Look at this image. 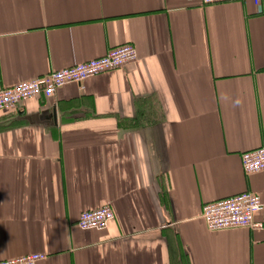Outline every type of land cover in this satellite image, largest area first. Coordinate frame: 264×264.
<instances>
[{
    "label": "crops",
    "instance_id": "1",
    "mask_svg": "<svg viewBox=\"0 0 264 264\" xmlns=\"http://www.w3.org/2000/svg\"><path fill=\"white\" fill-rule=\"evenodd\" d=\"M0 0V88L130 43L125 67L0 110V259L264 264V228L209 230L205 202L264 171V0ZM108 205L101 230L82 211ZM264 221V209L259 217Z\"/></svg>",
    "mask_w": 264,
    "mask_h": 264
},
{
    "label": "built area",
    "instance_id": "2",
    "mask_svg": "<svg viewBox=\"0 0 264 264\" xmlns=\"http://www.w3.org/2000/svg\"><path fill=\"white\" fill-rule=\"evenodd\" d=\"M235 0H198L201 5L231 2ZM261 8L263 0H254ZM137 58L136 50L130 43L109 49L104 55L73 64L58 70L0 88V110L12 109L18 104L39 96L51 97L68 83H81L85 79L100 73L123 68ZM242 169L245 174L264 171V145L240 154ZM264 209L260 196L245 191L232 196L205 202L201 206L200 216L209 230L228 228L263 229L264 221L260 219ZM114 217L108 205L82 211L77 220L83 229H104ZM46 256L32 253L17 258L0 259V264H37Z\"/></svg>",
    "mask_w": 264,
    "mask_h": 264
}]
</instances>
